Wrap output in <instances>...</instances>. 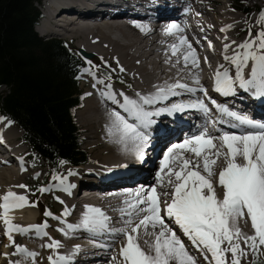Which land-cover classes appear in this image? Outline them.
I'll return each mask as SVG.
<instances>
[{
    "label": "snow or ice",
    "instance_id": "snow-or-ice-1",
    "mask_svg": "<svg viewBox=\"0 0 264 264\" xmlns=\"http://www.w3.org/2000/svg\"><path fill=\"white\" fill-rule=\"evenodd\" d=\"M260 21L264 25V10L261 12ZM135 26L145 34L152 31L151 28L139 23ZM231 27L228 25L221 31H229ZM182 32L184 29L176 22H171L166 28V34ZM170 47L173 55H176L181 48H185L183 54L185 67L191 64L193 68H199V56L187 37L180 36L178 43ZM229 47L231 45L224 46V59L234 66L235 76L229 68L221 65L216 72L214 90L228 97L236 95L239 88L257 98H264V28L255 37H252L249 29V39L238 45L239 50L232 56L227 55ZM250 64V75L246 77L245 69H248ZM84 71L95 75L90 69ZM120 71H124L123 67ZM193 78L199 85V75L193 73ZM108 79L110 80L111 76ZM97 83L102 84L104 81L98 80ZM106 88L108 91L101 92V96L118 104L126 114L122 115L119 111L111 113L112 123L106 126L107 134L115 138L113 142L123 145L125 151H133L141 163L146 159L145 149L149 146L151 136L149 129L157 123L154 117L165 114L172 116L177 112L193 108L205 114L211 111L203 100H198L194 104L173 103L163 108L148 110L150 106L180 96L184 92L200 91L205 97L208 96L205 88H191L179 81L157 86L155 93L147 95L137 93L138 99L120 93L123 96V103L116 99L111 84H107ZM208 99L221 114L231 117L236 122L233 127H243L246 130L239 133L224 131L218 137L209 135L205 130L186 138L181 143L171 144L160 160L158 184L147 189L141 186L140 190L133 194L132 201H125L128 207L121 210L122 215L128 217L125 227L110 228V217L102 209L87 206L78 224H66V228L60 231L65 236L80 229L93 235L109 233L122 236L125 243L120 249L119 264H198L196 256L166 223L168 220L174 221L191 245L204 253L206 261L209 260L210 254L209 264H241V260L246 259L249 254L253 257L252 264H264V260L261 259L264 255V121L250 119L246 115L230 110L226 105L218 104L211 97ZM4 119L0 117V122ZM11 123L9 121V126ZM215 123L216 121H213L214 125ZM217 140L220 142L219 146L215 143ZM0 142H3L2 135ZM129 145L132 146L131 149ZM186 152L193 154L194 159L186 157ZM221 157L226 163L219 172L218 180L219 186L223 189L222 198L212 181V177L216 175L215 166ZM241 160L243 162H240ZM68 175H76V173L69 172ZM53 179L59 181L63 191L71 194L75 185L68 184L66 177L55 175ZM158 186H170L173 189L171 202H166L164 216H161V194L157 191ZM15 187L26 189L27 185L21 184ZM53 187L55 186L40 188L38 191L50 192ZM24 207H36V204L30 203L26 195H19L12 190L0 196V221L4 223L7 238L15 249L12 255L19 257L10 260L9 264H38L39 253L17 244L14 234L35 233L40 238L48 236L47 221L41 225L27 227L13 222L15 218L12 212ZM70 214V211L65 209L63 215L66 217ZM141 214H143L142 218L134 224V215L141 216ZM45 215L60 219L50 211H46ZM246 217L250 219L254 230L252 235H247L240 227V221L245 220ZM141 228L146 235L151 234L155 237L154 242L149 244L148 251L139 243L138 230ZM149 228L159 231L149 233ZM49 239V243L42 245L53 251V255L48 257L49 264H72L73 257L80 251L79 246H76L71 256L62 255L58 250L63 244L58 240ZM228 253H231V260L228 259ZM7 255L5 253V256ZM111 259L115 261L117 257L113 256Z\"/></svg>",
    "mask_w": 264,
    "mask_h": 264
},
{
    "label": "bare ground",
    "instance_id": "bare-ground-1",
    "mask_svg": "<svg viewBox=\"0 0 264 264\" xmlns=\"http://www.w3.org/2000/svg\"><path fill=\"white\" fill-rule=\"evenodd\" d=\"M97 1H99V5H102L103 2H106L107 5H105V8L108 11L115 13L119 10L121 12H125L121 8V6L123 5L129 8L131 13L148 14L149 12H153L156 13V16H162L166 13L175 11V15H171L170 17L161 20V22H153V20L129 16V14H113V16L100 19L102 17V11L97 9L99 7L92 6ZM199 1H201L200 3H202V10L204 9L205 11L206 9L204 15L201 7L199 6ZM136 2H139V4L134 6ZM179 2H182L188 6V14H184L182 11L179 12V8L176 5ZM55 3V7L59 6L60 11H62L58 14V16H56L60 18L55 19L60 22V24L57 26L59 28L54 29L53 25L55 21L49 19L48 24L45 26L47 31L41 30V35L46 37H55V31H60V27H67L69 31L66 32V35L70 36V39H73L74 41L78 40L80 42V47L82 45L84 49H86L88 55L93 54L97 55L98 57L102 56V60L105 62V64H107L112 69L119 71L117 73H120V76L124 77V79L119 80L122 82L118 81L119 83L125 86L127 80L134 85L133 90L135 94L140 93L143 95H147L150 93H155L157 91V86L173 84L177 81L187 84L191 88L198 89L200 87H203L206 89L210 87L209 83L207 82L208 79L211 78V81L213 80L212 77L216 76V72L221 65H223L225 68H229L232 75L235 76L234 66L230 65L229 62L224 59V46L226 44L231 45V47H229L227 50V55L232 56L236 51L239 50L237 46L249 39H239L234 37L238 35L239 25L241 22H246L247 24L250 23V18L242 14L244 12H246V14H249L251 12L250 9H243V7L232 8L236 12H239L243 16H246L244 19L241 17V15H237V13L234 15L230 11L231 9H229L228 6L227 14L221 15L217 13V1H213L212 4H210L204 2V0H55ZM205 4H207L208 8ZM147 6H149V8H146ZM171 7L173 8L172 10ZM63 11L64 13H68L65 17L67 18L66 20H63L61 18L65 16L61 15ZM77 11H81L79 13H81L82 17H84V21H82V23L78 21L80 20V18L78 19L77 15L75 14L77 13ZM195 12H198L197 15L194 14ZM103 14L106 16L109 15V13L107 12ZM96 16L100 18H94ZM204 17L205 19L208 18V20H203ZM220 17H222V22L218 21V18ZM61 21L63 23H61ZM73 22L81 23V25L79 27L78 25L75 26ZM149 22L153 24H149ZM171 22L178 23L184 29V32L176 34H166V28ZM137 23L141 24L142 26L151 28L152 31L148 34H145L140 30V28L135 26ZM228 25L232 26L229 31H221L222 28H225ZM49 32H53L54 36H51ZM95 35L97 37H95ZM135 35H137L138 38H131V36ZM195 35L198 37L197 40L202 43V47H205L206 50V59L202 60L198 53V46L192 43L193 48H195L199 56L200 66L198 69L193 68L191 64L185 67L183 60L185 48H181L176 55H173L170 47L171 45L178 43V38L180 36L187 37L189 41L191 40V38H195ZM172 36H175L176 38ZM117 61H119V63H117ZM121 67H123L124 69L123 72L120 71ZM250 67L251 64L249 65L248 69H245L246 77L250 75ZM193 73L199 75V85L194 82ZM87 83L88 85L94 86V91L90 92L91 95L89 100H87L86 107L81 110L80 114H78L82 124L84 125V127H86V130L88 132H91V136L89 138L90 140L88 141L90 147L97 150L98 153H100V151H103L102 153L94 156V159L102 160L105 165H100L93 169L90 168L84 170V172L78 173L76 177L81 176V179L79 180V189L81 187L85 188V191H94V189H96L98 191H102L103 194L107 193L108 196L106 198H101L93 202L88 201L85 204H82L77 198H72L73 196L64 197L65 200L60 204V206L62 209L68 208L71 213L66 217L63 215V217L67 219V224H78L82 220L83 215L87 210V206H94L102 209L110 217V228H121L125 227V221L128 219L126 215H122L121 211L122 209L128 207V205L125 204V201H132L133 194L136 191L140 190L141 186L147 189L158 184L157 173L159 171L160 164L158 165V167L157 164L159 160L163 158V155L165 154L167 148L171 144L181 143V141H183L182 139L184 137V132L189 131L191 135L189 136L190 138L204 131L207 126H205V122H203V125L197 124L194 118L183 117L182 119H180V122H182L183 125H181L180 127L167 128L163 124L164 120H166V114L159 117H154L157 123L153 125L151 129H149V131L151 132V136L149 146L145 149L146 159L145 162L141 163L136 158L133 151H125L123 145L113 142L115 138L109 137L107 134L106 126H109L112 123L111 113L113 111H119L122 115L126 114L118 104H115L111 100L101 96V92L108 91V89L106 88V84L96 82L93 83L91 81H87ZM127 84V87H129V83ZM122 85L115 84L118 91L114 90V88L111 89L116 93V99L121 103H123V96H121L120 93L127 95V93L131 90V88L128 89ZM208 94L215 96L218 99H224V101L229 103L226 104L229 109L233 108L235 102H241L247 108L253 107L258 110H264V98H257L250 93L240 90L239 88L237 89V94L234 96L224 97L221 94L217 93L215 90L208 91ZM135 96L134 99H138L137 95ZM198 100H203L211 110L209 113L205 114L203 111L193 108L192 110L196 112L199 119L203 120L205 118V115H208L210 119H220V112L200 91H196L194 93L184 92L180 96H174L167 101H162L158 104L150 106L148 110L163 108L166 106H170L173 103L194 104ZM218 104L223 105V101L218 102ZM246 112L247 111L245 109L242 110V113ZM177 114L178 112L172 116L176 117ZM262 115H264V111H262ZM222 120L223 119L221 118V121ZM3 121V125H1L0 123V132L2 133L4 143L10 146L12 149L10 150L11 155L9 158L5 157L1 159L3 161V164L2 166H0V196L1 194L3 196L8 190H12L19 195H23L26 194L23 192L24 188L23 190L19 191V188L15 186L21 185L23 183L18 180H23L24 176L30 175L31 177L33 175L25 171L20 172L19 169L11 166V164L15 162L13 157L15 154H19L22 158V146H15L13 144V141L21 139L23 134L19 135V133L13 128L12 123L9 126V121ZM197 125H199L200 128H198ZM245 130L246 129L243 127H212L210 129L209 135H220L224 131L239 133ZM19 132L22 133V131ZM215 143H217V145L219 146L220 142L217 140L215 141ZM131 147L132 146L129 145V149H131ZM0 150L4 152L3 149ZM1 155L2 154L0 153V156ZM151 155H153L152 158ZM185 156L194 159V156L191 153L186 152ZM25 158L26 157H23V159ZM119 161H122L120 165L117 163ZM240 162L243 161L241 160ZM109 163H111V165H108ZM225 166L226 163L223 157H221L217 161V164L215 166L216 175L212 177V181L217 187L218 195L221 198L223 189L219 186L218 180L219 172ZM36 176L38 175L36 174ZM66 176L68 179L67 181L70 182L73 176H69L68 174ZM133 183L135 184L132 185ZM122 185H125L123 187H127L128 190L126 191L128 193H125V191H118L120 190V186ZM28 190L31 191L32 187H30V189ZM157 191L161 194L160 206L163 209L161 211V214H163L164 216L166 202H171L173 189L170 186H158ZM164 193H167V195H164ZM79 194H82V192H80ZM87 194L92 195L93 192ZM141 207H143V205ZM12 215L15 218L13 222L22 226H25L26 224H28V226L35 225V222L38 218V215L37 217H35L32 210L27 212L28 220L25 222L22 221V219H26L22 209L13 211ZM142 216L143 214H141V216L134 215V224L138 223L139 219L142 218ZM245 220H247V222H245ZM245 220L240 223V227L244 233H246L247 235H252L254 230L252 229L250 219L246 217ZM166 223H168L169 227L176 231V234L185 243L189 251L196 256L198 264H209V262L211 261L210 254L209 260L206 261L204 259V253L199 252L191 245V242L187 237L183 235L182 231L174 223V221L166 220ZM62 228H66V224L62 223L59 227L55 226L54 224H49L47 229V237L40 238L39 236L34 234L32 236L14 234V237L17 244L23 246L24 244L21 243V241H27L29 242V244L30 242L39 243L42 241L43 245H45L48 242H43V240L47 238L46 241H48V239L51 237L50 232H61L60 229ZM138 231L139 243L146 251H148L149 244L154 242L155 237L151 234L146 235L143 228L139 229ZM148 231L149 233H151L153 231H159V229L153 230L149 228ZM104 235L114 238L113 242H108V244L106 242H102L99 240V236L93 235L92 233H89L83 229L71 232L69 236H66L67 240L63 242L64 248L62 247V249L60 248L58 251L63 255L69 252L72 255L75 251L76 246H79L80 251L73 257L72 264H119V253L121 247L125 243L124 238L122 236H114L109 233H105ZM5 236H7L6 228L4 223L0 221V240ZM5 241L8 242V238H6ZM97 243H100L101 245L103 244V246H100ZM26 247L30 249L29 246ZM107 248L110 251L109 255L105 256L102 259L104 261L97 260V251L105 250ZM44 249L47 251V253L51 251L50 253L53 254V251L51 249L43 247V250ZM103 254L104 253H102V255ZM113 256H116L117 260L113 261L111 259V257ZM91 258L94 259L93 262H89ZM228 259L231 260L230 253H228ZM244 260L245 259L241 260V264H243L242 262H244Z\"/></svg>",
    "mask_w": 264,
    "mask_h": 264
},
{
    "label": "trees",
    "instance_id": "trees-1",
    "mask_svg": "<svg viewBox=\"0 0 264 264\" xmlns=\"http://www.w3.org/2000/svg\"><path fill=\"white\" fill-rule=\"evenodd\" d=\"M40 1L0 0V86L8 89L0 93V112L23 130L34 160L55 173L89 161L76 123L84 104L77 77L86 62L77 48L35 32Z\"/></svg>",
    "mask_w": 264,
    "mask_h": 264
},
{
    "label": "rangeland",
    "instance_id": "rangeland-1",
    "mask_svg": "<svg viewBox=\"0 0 264 264\" xmlns=\"http://www.w3.org/2000/svg\"><path fill=\"white\" fill-rule=\"evenodd\" d=\"M213 1H217V3H218V5H217V13H219L221 15L222 14L223 15H226L227 14V6H228L229 9H231L230 11L234 15L237 13V15L238 14L241 15V17L243 19L246 16L248 18H250V23H248V24L246 22H241L240 23L238 35L236 37H234V38H239V39L240 38H249V29L251 30L252 37H255L256 34L258 32H260L262 30V28H264V25H262L261 24V21H260L261 12H262V10H264L263 9V2H262V0H243V1L240 0L241 2H238L239 0L238 1H236V0H204V2L210 3V4H212ZM200 2L201 1H199V6L201 7V4L202 3H200ZM138 4H139V2H136L134 6H136ZM205 5L208 8L207 4H205ZM234 7L235 8H237V7H243V9L249 8L250 11H251L250 12L251 14L250 13L249 14H246V12H244L242 14L243 15H246V16H243L241 13L236 12L234 9H232ZM201 10H202V7H201ZM205 11H206V9H205ZM205 11H204V9L202 10L203 15L205 14ZM197 13L198 12H195L194 14L197 15ZM221 18L222 17L218 18V21L222 22V19ZM203 20H206L207 21L208 18L205 19V17H204ZM49 34L51 36H54V33L53 32H49ZM38 35L40 37L44 38L45 40H51V38H53V37H50V36L49 37L42 36L40 33ZM95 37H97V36L95 35ZM98 37H100V36H98ZM172 37L176 38L175 36H172ZM58 38H57L58 40H62L64 42H66L68 45L73 46V47H76L79 50V52L81 53L82 57H84L87 60L88 65L90 66L91 72H94L95 73V75H91L89 72H84L82 74L83 76L81 75V77H82L81 78V87H82V90H83L84 95L86 96V100H85V103H84V107L82 109H84L86 107L87 100H89V98H90V95H86V94L94 91V89H93L94 86L93 85H88L87 81H89V82L91 81L93 83L94 82L97 83L98 80H103L106 85L107 84H111L112 85V88H114V90L118 91V89L115 86V84L122 85L121 83H119V82H122V81H119V80L120 79H124V77L120 76V73H117L119 71H117L115 69H112L107 64H105V62L102 60L103 59L102 56H99L98 57L97 55H93V54L88 55V53L86 52V49H84V47L82 45L80 47V42L78 40L77 41L76 40L75 41H70L69 39H67V38H70V36L65 37V39H61L63 37H58ZM131 38H138V37H137V35H135V36H131ZM77 43H78V45H77ZM158 59H160V58H158ZM89 61H91V64H89ZM100 70H103L104 72H100V73H97L96 72V71H100ZM109 76H111V79L110 80L108 79ZM149 76H150V74H149ZM113 81H114V83H113ZM126 82L129 83V87H127V85H128L127 83L125 84V86L124 85H122V86H124V87H126L128 89L131 88L130 92H128L127 95L130 98H133L134 99L136 97L135 96L136 94H135V92L133 90L134 89V85L132 83H130V81H127L126 80ZM1 87L2 88L0 89V92H5L7 90L6 88H3L4 86H1ZM90 90H92V91H90ZM132 92H133V94H132ZM235 105L236 106L238 105V107L241 106L243 108H246L248 110H251L250 109L251 107L250 108H247L241 102H235ZM81 110H78L77 111L76 123L81 128V131L83 132V141L84 142H83L82 150H84L85 152H87V154L89 155V158L91 159V163L87 167H82L81 166V167H79L77 169H72V168H70L71 166H67V165L63 166L62 165L60 167V170H59V176H63V177H66V178H67L66 175L69 172H75V173H78L77 171L84 172V170H87V169H90V168L93 169V168H96V167H98L100 165H103V166L105 165V163L102 160H95L94 159V156L102 153L103 151H100V153H98L97 150H95L94 148L90 147V145L88 144V141L90 140L89 138L91 136V132L90 131L88 132L86 130V127H84V125L81 122V119L79 117V114H80ZM13 128L19 133V135L23 134V132L22 133L19 132V131H22V130H20L14 124H13ZM216 135H218V134H216ZM216 135H214V136H216ZM220 135H218V136H220ZM218 136H216V137H218ZM13 144L15 146H20V147L22 146V149H23L22 152L24 151V153L26 154V157H27V159L29 161L33 159V157L30 156V153H29V151H31V150L29 148H27L28 146L24 142H22L21 139H17L15 141H13ZM22 144L26 145L27 147L24 146V145H22ZM117 163L120 165L122 163V161H119ZM159 164H160V160H159V162L157 164V167H158ZM108 165H111V163H109ZM28 173L29 174H32L33 176L30 177V175H26L28 178L26 176H24L23 180H18L20 182H23L22 183L23 185H27V188L26 189L24 188V190H23V188H19L18 187L19 188V191L20 190H23V192L26 193V194H23V195H26V196L29 197L28 198V201H30V203H34V202L35 203H38L42 210H41V214H40L38 207H24V209L22 208L23 214L26 217V219H22V221L25 222V221L28 220L27 219V212H29L30 210H32V212H34L35 217H37L38 214H39V216L41 218L42 217H46V215H45V212L46 211L52 212L55 217H58V216L62 217L63 211L60 210V205L58 207V204H60L61 198L59 197V200L57 199V202L55 201V202L51 203L50 200L51 199L54 200V191L53 190L50 191V192H43V193H41L40 191H38V189H40V188H47V187L55 186L54 183L57 182L56 180H54L51 177H49L47 179L48 172H47V169L45 167V164L42 161H39V162L34 163V170H33V172H28ZM36 174L38 176H36ZM72 176H74V175H72ZM134 184L135 183H133L132 185H134ZM30 187H32V190L31 191L28 190V189H30ZM54 188L55 187H53V189ZM1 196H2V194H1ZM44 203L48 204V208L47 209H44L43 208L42 204L44 206L46 205ZM162 210L163 209L161 208V211ZM13 215H15V214H13ZM161 216H163V214H161ZM56 221H57V219H53L52 217H50V219L47 221V224H48V226H49V224H54L55 226H58V225H56V224H58V222H56ZM242 222H243V220L240 221V223H242ZM43 223H41V224H43ZM50 236H51L50 237L51 239L58 240L62 244H64L63 242L65 240H67L66 239V236H64V234L62 232L52 231V232H50ZM6 238L7 237L5 236V237L1 238V240H0V264H9V261L10 260H16V259L19 258L17 256H13L12 255V253L14 252V247L10 245V242L9 241L8 242L5 241ZM46 239H44L43 242H48L49 243L50 242V239H48V241H46ZM85 241H87V240H85ZM37 243L36 242H34V243L33 242H30V244H29V242H25L23 244H24V246H29L32 251H35V252L39 253V256L37 257L38 264H49L48 256L52 254V253H50L51 251L49 253H47V251L45 249H44L45 251L43 250V247H42L43 243H42V241L39 242L38 245H37ZM97 244L100 245V246H103V244L102 245L100 243H97ZM5 253H7L8 255L5 256ZM67 254L71 255L70 252L69 253H66L65 255H67ZM230 255H231V253H230ZM261 258H264L263 255H262ZM252 260H253V257H252L251 254H249L248 257L242 263L243 264H251L252 263Z\"/></svg>",
    "mask_w": 264,
    "mask_h": 264
}]
</instances>
